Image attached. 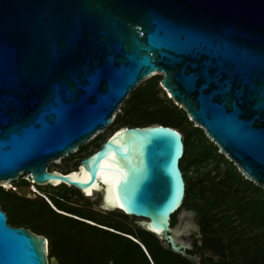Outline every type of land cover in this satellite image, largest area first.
<instances>
[{
  "label": "water",
  "instance_id": "obj_1",
  "mask_svg": "<svg viewBox=\"0 0 264 264\" xmlns=\"http://www.w3.org/2000/svg\"><path fill=\"white\" fill-rule=\"evenodd\" d=\"M159 72L168 96L264 189V0H0V180L28 175L84 196L100 183V208L118 205L200 262L187 252L199 218L177 211L187 188L177 128L120 126L77 172L48 169L111 125ZM0 264H50L47 238L11 225L1 206Z\"/></svg>",
  "mask_w": 264,
  "mask_h": 264
},
{
  "label": "trees",
  "instance_id": "obj_2",
  "mask_svg": "<svg viewBox=\"0 0 264 264\" xmlns=\"http://www.w3.org/2000/svg\"><path fill=\"white\" fill-rule=\"evenodd\" d=\"M154 82L155 78L152 77L147 84H139L131 91L124 101V113H118L112 122V124L114 122L117 124L114 129L124 125L142 126L153 123L177 128L182 133L185 143L180 166L187 188L181 208L188 206L192 194L199 193L198 199L200 201L194 205L193 210L199 218L200 231L208 240L207 246L222 255L219 264H231L233 261H238L240 264H264V189L247 179L232 161L219 153V147L206 137L203 132L204 129L197 126L192 127V129L188 128V130L183 129L176 122V119L181 116L180 118L186 120L185 111L167 102L164 103L165 101L157 96ZM163 105L173 107L178 111V114L172 116L159 111L158 108ZM152 107H156L155 110L149 111ZM189 122L192 124V121ZM197 133H199L201 140L195 146L196 155L200 156L201 162L206 165V169L202 177L196 174L194 176L196 179L190 181L183 165V158L194 147L191 134ZM101 144L95 149L99 148ZM220 163L223 164V167L219 166ZM212 171L214 174L211 173ZM22 179L29 185L30 182L27 179ZM60 185L63 189L68 188L65 184ZM0 189L11 192L14 195L11 203L25 209L30 218L41 223V225H36V222L23 221L16 226L29 228L46 238L50 235L48 256L50 251L54 252L59 257L61 264H109L110 261L112 264H119L118 262L121 264H161L154 251L140 238L138 233L130 232L132 230L125 228V226V230H122L105 224L106 222H99L94 219L93 215L81 214L83 212L75 207L71 209L64 207L61 203L66 201L64 194L49 193L48 195H41L38 199H30L16 195L10 190L11 188L0 187ZM77 191L80 195L83 194L80 190L77 189ZM47 198L58 211L51 206ZM60 210L94 223L65 215ZM236 221L239 225L235 223ZM244 223L246 224L245 227H243ZM103 226L113 228L115 231ZM248 228L257 232L256 239L252 242H246L245 230ZM138 230L145 229L139 228ZM149 233L159 241L155 234ZM60 237H63L65 241V251L61 254L55 252ZM118 237L123 238V240L118 239ZM232 238H235V242L239 245L240 253L238 256H234L231 261H225ZM163 249L173 252L169 247H163ZM118 250L122 261L118 259ZM115 252H117L116 255ZM181 257L185 264H196L182 255Z\"/></svg>",
  "mask_w": 264,
  "mask_h": 264
},
{
  "label": "rangeland",
  "instance_id": "obj_3",
  "mask_svg": "<svg viewBox=\"0 0 264 264\" xmlns=\"http://www.w3.org/2000/svg\"><path fill=\"white\" fill-rule=\"evenodd\" d=\"M152 77L155 78L154 83H155V89L157 91V96L160 99H162L163 101H165L164 103L167 102L168 104H172V105L176 106L178 109L184 110L182 105H180L175 99H172L170 96H168V93L166 92L164 87L161 85V79L163 77V74L157 73L156 75H154ZM152 77L146 78L140 84L141 85L147 84V82L150 79H152ZM124 101L120 105L119 110L116 112V115H118V113L119 114L124 113V111H123V105H125ZM155 108L156 107H152L149 109V111H154ZM158 109H159V111H161L165 114H170L172 116L173 115L176 116V114H178L177 110H175L173 107L168 106V105H163ZM185 115H186V120H185V118H180L181 116L178 119H176V122L179 123V125L183 129L188 130V128L192 129V127H194V126L199 127L197 123L192 122V124H191L189 122L191 120L189 119L186 111H185ZM116 126H117V124H116V122H114L112 125L102 129L103 131L101 133H99L95 138L91 139L90 141L85 142L83 145H81L73 153H70L66 157L55 159V162H52L49 165L48 169L49 170H59L61 172H68L71 170H76L77 167L79 166V160L82 157L86 156L88 153H90L92 150H94L96 147H98L103 142V140L112 132V130ZM203 132L206 135V137H208L205 130ZM191 136H193L191 138L193 140V143H194L193 146L194 147L192 149H190V151L184 156L183 165L186 169V174L190 178V181H194L196 179V178H194V176L196 174L200 177H202L205 174L206 165L201 162L200 156L196 155L195 146H196L197 142L199 140H201L199 133L191 134ZM209 140L212 141L210 138H209ZM218 152L220 153V149H218ZM224 156H225V158L230 160L226 155H224ZM219 166L223 167V164L220 163ZM211 173L214 174V171H212ZM27 178H28V176H25V179H27ZM14 184L16 186L10 190L13 191L16 195H19V196L24 197V198L38 199L41 195H45V194L48 195L49 193L64 194V195H66V201L61 202L64 207L66 206V207H69L70 209L75 207L79 211L83 212V213L80 212L81 214H84V213L85 214H91V215H93L94 219L99 221V222H104V223L106 222L105 224L111 225L115 228L122 229V230H125V228L131 229L132 231H130V232H132V233L134 232L136 234L138 233L140 238L143 239L148 244V246H150L151 249L154 251L156 258L161 262V264H185V262H184V260L180 254L170 252L168 250L163 249V247H165V246L163 245V242L160 239H159V241H157V239L152 234H150L149 232H147L145 230H138L141 227L137 224L138 221H136V220H141V218L135 217V216H128V215L124 214L122 211L117 210V209L116 210H109V209L100 208L101 189H99L94 196H84L83 194L80 195V193H78V191L75 187L68 186L67 189H63L61 185L53 186L50 184H40V185H37L39 192L36 193V192L31 191L28 195H23L20 191L16 190V188L28 186L26 184V182L23 179H20L19 181L14 182ZM3 186H4L3 184L2 185L0 184V187H3ZM198 196H199L198 192L192 194L190 196V201H189L188 206H185L182 208L193 210L194 205L198 201H200L198 199ZM12 198H14V195L11 192H7L5 190L0 189V206H1L2 210L3 211L5 210L6 213L8 214V217H9L8 222L14 226H16V224L23 222V221H29L31 223L36 222L34 219L30 218L27 215V212L25 209L14 206V204L11 203ZM182 208H179V210H177V211H180ZM177 211L172 216V226L180 219V218H177ZM67 220H69V219H67ZM235 223L239 225V223L237 221ZM36 225H41V223L36 222ZM124 226H125V228H124ZM245 226H246V224L244 223L243 227H245ZM239 228L241 229L240 226H239ZM141 229H143V228H141ZM256 233L257 232L254 229L248 228L247 230H245L246 242L254 241L256 239V236H257ZM48 239H49V241L51 240L50 235H48ZM118 239L123 240V238H120V237H118ZM124 241L127 242V240H125V239H124ZM230 241H232V242H231L230 247L227 249V257L225 258V261H231V259L234 256L236 257L240 253L239 252V245L235 242L236 241L235 238H232ZM64 242L65 241H64L63 237L58 238L57 249H55L56 253L58 252L61 254L63 251H65ZM116 253L117 252H115V255H116ZM48 258H49L50 264H52L53 262L61 264L59 261V257L54 252L50 251V255L48 256ZM118 259L121 260V255H120L119 250H118ZM118 263L121 264V262H118ZM109 264H112V262L110 261Z\"/></svg>",
  "mask_w": 264,
  "mask_h": 264
},
{
  "label": "flooded vegetation",
  "instance_id": "obj_4",
  "mask_svg": "<svg viewBox=\"0 0 264 264\" xmlns=\"http://www.w3.org/2000/svg\"><path fill=\"white\" fill-rule=\"evenodd\" d=\"M72 217H74V216H72ZM75 218L81 219L79 217H75ZM81 220L85 221L86 219H81ZM198 232L199 233H196L195 235L192 236L191 242H192L193 247H192V249L188 250L187 252L192 254V255H199L200 256V262H195L194 260H192L186 256H184V257L190 259V261H192L193 263H196V264H219V262L222 260V255L218 251L207 246L208 240L201 233L199 223H198Z\"/></svg>",
  "mask_w": 264,
  "mask_h": 264
},
{
  "label": "bare ground",
  "instance_id": "obj_5",
  "mask_svg": "<svg viewBox=\"0 0 264 264\" xmlns=\"http://www.w3.org/2000/svg\"><path fill=\"white\" fill-rule=\"evenodd\" d=\"M158 74H162L161 72H159ZM110 126V125H109ZM108 127V126H107ZM103 130H99L95 135H93L90 139H88L87 141H90L91 139H93V138H95L99 133H101ZM86 141V142H87ZM53 162H55V160L53 161ZM76 172H77V170H75ZM77 174H83V171H79ZM20 179H22V178H20ZM20 179H18L17 181H19ZM116 180H117V178H115V179H112V180H109V181H107L108 182V185H109V187H110V190H111V192H112V189H113V186H114V184H115V182H116ZM30 184L28 185V187H26V188H24V187H22V188H18V190L19 191H22L25 195H28L31 191H33V192H39L38 191V187H37V184H35V182H33L32 180H31V178H30ZM7 181H5V180H0V184L2 185H4L3 187L4 188H6V189H12L13 187H15V184H14V182H12V181H10L9 183H8V185H6L5 183H6ZM60 185V183H55V185ZM94 187H95V191L91 188L90 189V192L87 194L88 196H94L95 194H96V192L101 188V184L100 183H97V185H94ZM112 195L113 196H115L114 195V193L112 192ZM117 206L118 205H113V206H111V205H109V204H105L104 205V207H106L107 209H110V210H120V211H122L121 209H118L117 208ZM60 212L61 213H63V214H65V215H69V216H74V217H77V216H75V215H73V214H70V213H68V212H66V211H63V210H60ZM123 212V211H122ZM128 216H132V215H128ZM92 223H94L93 221H91ZM103 227H105V228H108V229H110V230H113V231H115V229H113V228H109V227H107V226H103ZM125 235H128V236H130L129 234H125ZM47 241H48V243H49V240H48V238H47ZM143 246V245H142ZM143 249H145V247L143 246L142 247Z\"/></svg>",
  "mask_w": 264,
  "mask_h": 264
},
{
  "label": "built area",
  "instance_id": "obj_6",
  "mask_svg": "<svg viewBox=\"0 0 264 264\" xmlns=\"http://www.w3.org/2000/svg\"><path fill=\"white\" fill-rule=\"evenodd\" d=\"M28 176V175H27ZM28 180H30V177L28 176V178H27Z\"/></svg>",
  "mask_w": 264,
  "mask_h": 264
}]
</instances>
